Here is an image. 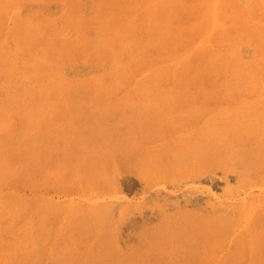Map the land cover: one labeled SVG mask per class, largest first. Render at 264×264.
<instances>
[{
    "label": "rangeland",
    "instance_id": "374dc122",
    "mask_svg": "<svg viewBox=\"0 0 264 264\" xmlns=\"http://www.w3.org/2000/svg\"><path fill=\"white\" fill-rule=\"evenodd\" d=\"M262 179L264 0H0V264H264Z\"/></svg>",
    "mask_w": 264,
    "mask_h": 264
},
{
    "label": "bare ground",
    "instance_id": "6f19581e",
    "mask_svg": "<svg viewBox=\"0 0 264 264\" xmlns=\"http://www.w3.org/2000/svg\"><path fill=\"white\" fill-rule=\"evenodd\" d=\"M262 180H264V179H262ZM245 181V183H246V185H244L245 187H246V189H247V185H250V184H247L249 181H247V179L246 180H244ZM244 183V184H245ZM257 183V182H256ZM256 183H254V184H256ZM264 183V182H263ZM253 184V183H252Z\"/></svg>",
    "mask_w": 264,
    "mask_h": 264
}]
</instances>
